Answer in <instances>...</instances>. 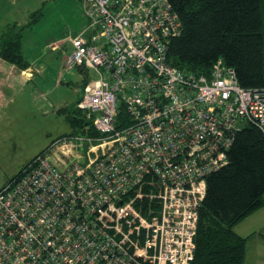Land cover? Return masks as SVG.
I'll return each mask as SVG.
<instances>
[{
	"label": "built area",
	"instance_id": "built-area-1",
	"mask_svg": "<svg viewBox=\"0 0 264 264\" xmlns=\"http://www.w3.org/2000/svg\"><path fill=\"white\" fill-rule=\"evenodd\" d=\"M80 2L65 68L97 74L77 107L99 135L56 139L0 188V264H190L206 178L239 131L264 137V88L222 59L172 66L169 0Z\"/></svg>",
	"mask_w": 264,
	"mask_h": 264
},
{
	"label": "trees",
	"instance_id": "trees-1",
	"mask_svg": "<svg viewBox=\"0 0 264 264\" xmlns=\"http://www.w3.org/2000/svg\"><path fill=\"white\" fill-rule=\"evenodd\" d=\"M169 3L183 30L170 41L167 60L172 66L207 76L215 62L222 59L225 66L235 71L241 87L264 88V0H169ZM21 40L20 30L3 38L0 59L24 71L29 64L22 54ZM2 101L0 90V104ZM75 113L81 117L70 113L73 132L69 135H99L77 106ZM125 118L119 108V121L122 123ZM121 125L118 123L117 128ZM227 162L206 178V195L199 210L190 264L245 262L247 238L236 234L233 228L264 206L261 131L254 126L239 131L227 153Z\"/></svg>",
	"mask_w": 264,
	"mask_h": 264
},
{
	"label": "rangeland",
	"instance_id": "rangeland-1",
	"mask_svg": "<svg viewBox=\"0 0 264 264\" xmlns=\"http://www.w3.org/2000/svg\"><path fill=\"white\" fill-rule=\"evenodd\" d=\"M80 1L0 0V44L20 30L24 52L27 55L29 50L31 57L46 36H57L67 27L73 36L79 34L86 25ZM69 48L67 43L57 49L41 46L42 60L34 63L28 81L12 78L9 72L5 75L12 79L0 107V188L53 141L73 132L70 113L81 117L75 109L84 85H92L98 76L93 70L81 73L78 67L66 69L63 59ZM236 230L250 236L245 264H264V206L240 222Z\"/></svg>",
	"mask_w": 264,
	"mask_h": 264
},
{
	"label": "crops",
	"instance_id": "crops-1",
	"mask_svg": "<svg viewBox=\"0 0 264 264\" xmlns=\"http://www.w3.org/2000/svg\"><path fill=\"white\" fill-rule=\"evenodd\" d=\"M81 14H82L81 16H83L82 18L86 22V18L83 15V11L82 10H81ZM72 36H73V32H71L70 31V28H68V27L67 28H64V30L61 31V33H58L57 36H56V34L55 35H52V36H46L43 39L42 43L40 45H37L36 48H34V49H37V51L36 52H33L34 51L33 50L31 52V57H30V56H28L29 50L27 52V55L24 52V49H23L24 36H23V33H22L21 48H22V53H23V55L25 57V60L29 64V68L26 69V70H24V71H22V70H19L17 67H15V66H13V65H11V64H9V63H7V62H5V61H3V60L0 59V90H1V92L3 94V101H2V104H0V107L6 101V91H7V88L6 87H7V82L10 83L11 79L14 76H19L23 81H28L29 79H31V77H32V68H33L34 63L40 62V60H42V57H43V54H40L41 46H43V48L44 49H47V50L48 49H51V48L52 49H57L61 44L67 43V44H69V46H70L69 50L71 51V44L69 42V39ZM69 54H70V52H69ZM67 57H65L63 59V61L65 60V62H66ZM8 72H9L10 76H12V78H8V75H7V77L5 76L6 73H8ZM84 88H85V86H84ZM258 210H256V211H258ZM255 212H253V213H255ZM252 214H250V215H252ZM237 225L233 228L234 232L236 234L242 236V237L247 238V243H248V239L250 238V236H247L246 237L242 233L238 232L236 230ZM246 255H247V248H246ZM245 261H246V259H245ZM244 264H245V262H244Z\"/></svg>",
	"mask_w": 264,
	"mask_h": 264
},
{
	"label": "bare ground",
	"instance_id": "bare-ground-1",
	"mask_svg": "<svg viewBox=\"0 0 264 264\" xmlns=\"http://www.w3.org/2000/svg\"><path fill=\"white\" fill-rule=\"evenodd\" d=\"M182 32H183V30H182ZM182 32H181V33H182ZM205 186H206V184H205ZM262 198H263V197H262Z\"/></svg>",
	"mask_w": 264,
	"mask_h": 264
}]
</instances>
